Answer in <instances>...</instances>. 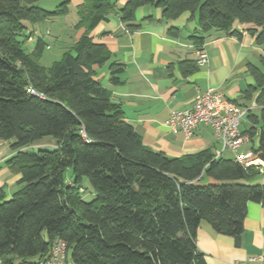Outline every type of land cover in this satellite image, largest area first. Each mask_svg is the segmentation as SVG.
Returning a JSON list of instances; mask_svg holds the SVG:
<instances>
[{"label": "trees", "instance_id": "16d2710c", "mask_svg": "<svg viewBox=\"0 0 264 264\" xmlns=\"http://www.w3.org/2000/svg\"><path fill=\"white\" fill-rule=\"evenodd\" d=\"M36 1L0 0V140H14L16 154L6 165L21 175L12 199L0 190V259L29 264L59 240L67 243L71 264H207L197 247L202 222L239 247L248 204H264V184L248 183L259 171L210 149L173 158L145 145L97 79V68L112 56L91 33L116 12L117 0H81L76 28L85 32L49 67L39 63L43 39L31 53L24 50L33 36L25 23L67 14L69 0L54 12ZM141 7L160 9L166 21L189 12L199 25L189 40L198 48L211 31L241 38L236 23L255 27L263 52L260 66L248 65L255 85L243 97L258 112L249 111L245 135L258 134L254 154L264 160V0H125L120 20L131 31L139 28L133 23ZM170 34L178 36L177 29ZM179 69L186 78L198 65L186 60ZM124 70L109 65L111 84L122 83ZM46 138L57 146L27 150Z\"/></svg>", "mask_w": 264, "mask_h": 264}, {"label": "crops", "instance_id": "0c3cea01", "mask_svg": "<svg viewBox=\"0 0 264 264\" xmlns=\"http://www.w3.org/2000/svg\"><path fill=\"white\" fill-rule=\"evenodd\" d=\"M81 3L79 1L78 4ZM124 3L125 0H117L116 12L108 21L99 23L91 33L94 42L105 45L112 56L109 63L97 68V79L110 91L112 101L121 106L126 121L142 136L145 145L154 151L163 152L173 158L204 149H210L217 155L221 147L210 127L200 125L193 137L187 139L181 132H172L167 121L173 111L190 109L197 93L211 87L221 91L226 99L243 107L254 106L253 112H258L255 104L243 97L246 89L255 85L254 78L248 72V65L260 66L259 58L263 52V47L256 44V37L251 32L255 27L236 23L233 30L241 38L233 34L209 32L203 45L208 55L207 64L198 66L192 75L184 78L179 63L186 60L197 62L200 50L189 40L199 30L197 19L187 12L176 20L166 21L162 19L160 9L141 7L136 11L133 23L139 25V28L131 31L120 20L119 10ZM148 17H152L154 21H147ZM171 29H177L178 36L171 35ZM84 32V29L79 30L69 48ZM56 59L54 62L59 60ZM111 63L125 67L120 76V85L111 84ZM247 124L249 126L246 129H241L244 134L250 128L248 120ZM41 142L46 144L39 146L46 145L47 149L55 148L58 143L55 139L46 138L33 145ZM258 143L257 134L249 139L238 154H253L250 159L251 166L260 175L252 181L258 180V184H264V160L254 154ZM0 144V190H4L5 200L8 201L18 191L21 175L6 165L16 152L6 148L4 143ZM220 157L234 159V154L224 152ZM86 188L93 198L89 186ZM244 227L241 245L237 247L233 238L215 232L207 222H202L197 232V247L207 264H243L250 258L264 255V204H248ZM37 260L38 258L29 260V263ZM15 264H21V260L15 259Z\"/></svg>", "mask_w": 264, "mask_h": 264}, {"label": "built area", "instance_id": "2783aa9c", "mask_svg": "<svg viewBox=\"0 0 264 264\" xmlns=\"http://www.w3.org/2000/svg\"><path fill=\"white\" fill-rule=\"evenodd\" d=\"M208 55L202 47L198 51L197 65L205 66ZM252 107H243L225 98L224 94L216 88H208L198 92L192 107L183 111H173L167 121V126L172 132H181L189 139L193 137L200 125L210 127L220 144V157L224 152L234 154V160L245 166H251L252 153L238 154L239 150L249 142V137L241 131L242 121L247 118ZM68 245L64 241L56 240L50 253L29 264H68ZM0 264H5L0 259ZM240 264V263H237ZM243 264H264V255L248 259Z\"/></svg>", "mask_w": 264, "mask_h": 264}, {"label": "rangeland", "instance_id": "374dc122", "mask_svg": "<svg viewBox=\"0 0 264 264\" xmlns=\"http://www.w3.org/2000/svg\"><path fill=\"white\" fill-rule=\"evenodd\" d=\"M64 0H37L35 2V6L42 8L49 12L57 11L60 7V4ZM79 1L81 0H69L68 3V12L64 15H56L49 18L47 21L37 24H31L26 22L27 25V34L33 33L31 37L32 41H26L23 45L24 50L27 53H31L36 46V41L38 38L43 39L46 45L50 47H45V50L39 59V63L43 66H51L54 63L56 58L60 59L63 52H65L69 46L73 43L74 38H76L79 30L76 28L81 20V16L79 14ZM149 8V7H148ZM56 55V56H55ZM60 55V57H58ZM56 59V60H58ZM249 125L247 124V118L242 121L241 129H246ZM51 139V138H50ZM14 142V140L4 141L0 140V143H4L5 147L11 149L10 146ZM41 142L38 145L30 146L27 148L30 152H37L40 148H48V146H39L44 145ZM46 144V143H45ZM1 147V144H0ZM71 176L70 171L66 172V178L69 179ZM249 184L258 183V180L250 181ZM86 186H89L88 183H84L85 194L84 198L86 200H91L92 196L89 193V190L86 189ZM90 188V187H89ZM43 237L48 239L47 232L43 233ZM71 263V257L69 259Z\"/></svg>", "mask_w": 264, "mask_h": 264}]
</instances>
